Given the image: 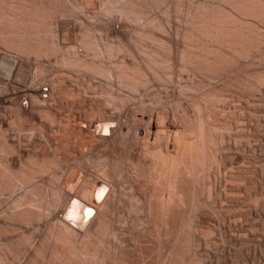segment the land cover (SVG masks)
I'll return each mask as SVG.
<instances>
[{
  "label": "bare ground",
  "instance_id": "1",
  "mask_svg": "<svg viewBox=\"0 0 264 264\" xmlns=\"http://www.w3.org/2000/svg\"><path fill=\"white\" fill-rule=\"evenodd\" d=\"M71 1L72 0H0V45L3 46L4 49L6 48L7 50H10L11 54L14 53L15 55V56H10L11 54L8 55L7 53L0 55V74H1L0 78L1 80H3L4 78L5 82L7 81L13 82L14 81L13 79L15 80L18 79L20 83H18V81L17 82L14 81L18 83V85L21 83L25 85H29V87L27 86L28 87L27 89L24 87L26 89L25 91H22V93L24 92L23 93L24 99L19 100L18 98L20 97H18V95H15L13 99L9 98L11 101L10 104H7L5 107L2 105L4 107V108L2 107L3 111L5 109L6 116L0 117V199L7 194L12 198V200L10 205L6 209L0 211V218H2L5 221L4 226L2 227L0 226V233L3 234L5 233L7 234L8 232L12 233L15 230H17L16 227H19L21 225L35 227L39 223V221L43 219L46 221L47 224L46 235L41 241V244L35 249V252L39 254L43 250V247L46 243L48 245L50 244V251H49L50 258L47 264H105V261L107 262L110 254H108L109 251L105 252V249L102 246L103 238L107 235L114 236L113 230L112 231L109 230L108 227H110L109 224H113L111 221V219L113 218L111 217L112 213L116 209L118 203L120 204L121 203L120 201L123 200L121 199L122 190L119 189L120 187L118 185L123 175L125 176V174L132 173V175H136L141 179V183L145 187L142 188L143 195L141 196L142 197L141 204L142 202L143 203L145 202L144 204H146V208H147L146 210H148L147 222L150 225L151 223H158L159 224L158 227L165 226L166 224H168L170 215L173 214L175 209L183 208V204L185 205L188 204L187 201L189 200L188 199L189 197L187 198V196L189 194L186 195V192L188 193L189 191L190 193V191L194 190V188L197 186V185L195 186V183L196 181L199 182V180H197L199 179L198 178L199 170L204 169V167L205 168L208 167V166L206 167V163H208L206 161L208 155L209 156L211 155L208 154L209 151L207 153V150H209L207 146L213 143L211 134H213L212 132L216 129V127H218L217 126L218 123L216 121L219 120L216 117L218 120L214 122H216L215 125L216 124L217 125L216 127H214L215 129L211 128V126L208 125L209 124L208 122L214 119L210 120V118H212L210 116L212 115L210 111L211 110L216 111L217 109H219V104L217 103L222 98H224L223 93L225 92V89L223 93H222L223 90L221 91L220 88L219 90L211 89L209 93H206L204 91L201 93V96L195 93L201 90L203 83L207 82V80L208 82H210L209 80H212L215 77L217 78L227 74L228 72L230 73L231 68H234L233 69L234 71L236 69L235 67H238L239 64H241L240 59L246 58L247 60L248 59L247 57H251L255 53V51H258L257 54L260 58L261 55L263 57L264 47L262 48V46L260 47V45L264 41V33L260 31L259 26L264 25V0H211L210 3H207L205 1H199L194 9L188 8L186 10L187 13L185 12L188 18L187 27H184L182 30L179 31H177L178 29L176 30L177 31L176 35H181L183 41H185L184 44L187 43L186 41H189L190 46L191 47L194 46V49L184 47L180 49L178 53L175 55V58L177 59V61H179L178 63L180 64L179 68L184 70L183 71L184 74L185 72L186 74H189L187 72L191 71L192 75L193 73H195L198 74L200 77H202L201 79L199 78L200 80L198 82H192L183 85L184 86L183 91L185 92V94L186 92H188V94L192 93L190 96L192 97L193 100H198L199 102L198 105H200L201 107V109L198 108L199 109L198 112L204 110L205 113H209L207 115H209L208 119L210 121H207L208 120L207 117H206L207 120L204 119L203 115L200 116L199 114L196 115V114H192L191 112L188 113L186 109H185L186 111L182 110L179 112L178 110L167 109L168 107L170 108V106H167L166 108L164 107L163 104H161V100H162L161 95H157V97L155 96L152 97L154 98L153 100L146 98V96L148 95V93L152 88L161 90L165 85V83L167 84L168 82H170V84H172L175 81L174 80L175 78H173L172 75L170 76L169 73L171 71L170 68L173 63L172 47L168 44L167 38L164 36L166 34L163 35V33L165 32L167 33V31L165 30V27L162 25V23L156 21L155 19L154 24L152 26L153 30L147 32L143 31L140 33H138L136 30L133 29L130 31L129 28L127 27L126 29L128 30L124 28V30H126V32H124L123 30H121L122 26L120 28L121 31L119 30L103 31L100 30L101 27L99 28V30H96V29H91L90 27L92 26L87 27L85 25L82 29L79 30V32L77 31L78 33L76 32L77 35L75 37H74V33H73V37H71L70 35H72V32H70L69 35L68 34L69 29L68 30L65 29V26L68 25V22H65L67 23L65 25L60 21V19H62V17L64 18V16L67 14L74 15L75 13L77 14L78 12H82L84 11L85 8H87L86 6L82 10L83 7L81 4L84 3L85 0L82 1V3L80 2L81 3L80 5H78V2L76 3V0L75 1L73 0L72 1L73 3ZM107 1H108V3H106L107 5L105 4L106 0L104 2L102 1V3H104L106 6H98L97 9L103 7V9L102 8L101 9L105 10L104 13H107V15L113 13L116 14L119 13L121 16L125 18L127 22L129 21V23L140 21L145 15L146 9L148 8L147 6L149 4L157 7L165 2V0H110V1L107 0ZM182 4L181 1L179 0L175 5V10L180 11V9L183 6ZM101 11L99 9L98 12L99 14L97 15H100ZM76 14L75 16H77ZM70 15L68 16L70 17ZM86 15L88 16V18L91 17L88 14ZM104 15L105 16L103 15L100 16L102 18L98 16L97 17L98 19L100 18V20L101 19L103 20L104 17H106V14ZM81 16L83 17L84 15L81 14ZM95 16L96 15H94V17L91 18L95 19ZM77 18L79 17H76V19ZM108 19H112L111 16L110 18L108 16ZM88 20L86 21L87 23L93 22L92 19L90 21ZM104 20L106 21V19ZM110 21L111 20H108V22ZM126 21L124 25L126 24ZM57 23H59V28L61 27V30L62 29L64 30V33L61 32V35H60V31H57L58 29L57 30L54 29L55 28L54 25ZM101 23L103 24L105 22L100 21V23L97 24H101ZM95 24L93 25L96 26ZM66 28H68V26ZM96 28L98 27L96 26ZM112 28L113 26H111V29ZM154 30L159 31V33L156 34L155 32H153ZM191 42H195V44L192 46ZM190 46L188 45V47ZM41 59L43 60L50 59L52 62L51 64L54 65L53 66L54 69L48 71L41 62ZM126 59L129 61H127ZM30 66H32V69ZM239 75H244L242 76L244 78L239 77L237 79L235 77L237 80L236 82H234V84L239 88L252 91L253 89H255V87L257 88V86L261 87L262 85H264L263 70L262 71L253 70L252 72L249 73L247 72L243 74L241 72L240 74H238V76ZM84 76L99 78L101 85L100 88L102 89V91H100L99 94L100 93L101 95L106 94V99H107L106 104L109 103L110 105L113 106L112 109L113 108L117 109L116 116L106 115L99 117L95 120H91V118L90 120H88L90 116L88 118L86 116L88 121L87 120L85 121L84 117L82 118L84 119L85 123L81 122L82 121L81 117L74 115L76 113L72 114L71 116L68 113L69 117L71 118V121H68L69 118L68 120L67 118L66 119L63 117L61 118L63 113L61 112L62 114L60 115L59 110L62 104L64 103L63 101L67 100L66 98H68V96L75 95L74 90H72L74 92L73 93L69 88V84L70 85L73 84V83L71 84L70 82L78 80L80 77H84ZM163 76L166 78L162 79ZM174 76H177V74L176 75L174 74ZM67 81H69V84H67ZM176 82H178V80ZM177 85L180 84L178 83ZM43 87H47V91L45 92L42 91ZM260 87H258V89ZM236 92L238 93L240 91H236ZM45 93H47V96L43 97V94ZM239 94H241V92ZM79 98L76 99L79 100ZM175 99L176 98H174V100ZM23 100L27 101V106H22L21 102ZM189 100L191 101V99ZM6 101L7 99L5 100V102ZM246 101L247 103H249L248 101H250V99L249 100L246 99ZM186 107L188 108L189 106H187L186 104ZM83 108L85 109V107ZM254 108H252V110L255 111L256 108L255 109ZM68 110L70 111V107ZM98 110L96 109V111ZM189 110H191V108ZM217 112L219 113V111ZM256 117L257 116H255L254 119H256ZM92 119H94V117H92ZM122 119L125 120L124 122L125 128L121 127ZM224 119L225 116L223 120ZM227 119L226 121H228ZM42 120H45L47 124L49 123L54 125L55 123V125L57 124L56 126L58 127L61 126L64 129L63 131L66 130V133L68 132L73 136L79 138L80 140L77 139V142L78 141L81 142L82 143L81 145L85 144L86 146L87 144V148L89 145L93 147L95 144H99V143L101 144L105 142H108L110 144L114 143L115 146L116 144L119 145L120 143L122 145H125L123 144V142L127 143L130 140L129 142L132 143L131 146L129 147L130 149L128 148L130 153L125 158V164L123 163L125 168L123 169L122 167H120L119 164H113L111 161L108 162L107 160L108 158L106 159L105 158L106 156H104V154L101 153L104 156V160L102 159L100 162H95L93 160L95 162L94 175L88 177L87 172L90 170L89 169L87 170V172H84L87 177L86 178L83 177V179H81L79 175L80 171L79 172L76 171L77 169H75V167L73 166L70 167L68 165V162H70L68 161L69 159L67 160L62 155L60 156L62 157L60 159L58 158L59 156L57 153L56 154L58 157H54V155L53 157L52 156L48 157L45 155H35L30 153L31 149L25 155L21 152L23 150L20 149L21 146H19L20 145L19 143H16V145L15 144L12 145V143L10 142V137H12L11 132L14 133L12 135H15V137L18 136L19 138H22L23 137L22 135H24L23 139L28 138V141L27 139L25 141H27V143L30 142V144L32 142L31 136L34 130L35 133L36 131H38L39 133L38 135H40L41 137H43L44 134L45 135L50 134L47 132L46 133L43 132V130L41 129L42 128L41 123L39 124V126H37L38 125L37 121H42ZM25 121L32 122V124L30 125L31 128H24ZM223 123L224 122H222V124ZM53 125H49V126H53ZM83 125L84 127H82ZM226 125L227 122L225 124V127ZM221 127L223 126H220L219 128ZM209 128L213 130L211 131L209 130ZM45 129L46 127L44 126V130ZM210 131L211 134H208V132ZM58 132H60L59 129ZM58 132L56 133L58 134ZM115 134H118L117 136L118 138L115 136ZM50 135H52V133ZM60 136L58 137L60 138ZM39 137L38 140L40 139ZM69 137L70 136H68V138ZM60 139H62V137ZM70 139L74 140L76 138L72 137ZM217 139L220 140V138ZM222 139L223 138L221 137V140ZM40 141L41 143L43 142V140ZM20 143L22 144V142ZM215 143L217 145V142ZM218 143L219 145L222 144L220 142ZM69 146H70V142H69ZM79 146H73V148L74 147L78 148ZM91 146L89 147L91 148ZM32 147L30 146V148ZM70 147L72 148V146ZM121 147L119 146L120 149L124 150L125 147L124 146ZM36 148L37 147L33 148L32 150L35 151ZM55 148L52 149L54 150ZM84 149H86V147ZM84 149L82 150L84 151ZM216 150L217 149H215V151ZM83 151L81 152L83 153ZM88 151L89 148L86 152ZM60 152L62 153V151ZM118 152L121 153V151ZM67 154L69 153L67 152ZM79 154L81 153L79 152ZM24 155L26 157H24ZM70 155H72V153ZM121 155L123 156V154ZM97 156L98 155H96V157ZM113 158H115V156ZM116 158L118 159L117 156ZM119 160L121 163L123 162L121 161V156ZM84 162H86V160ZM79 166L77 167L79 168ZM85 168L87 169V167ZM61 169L63 170L62 172ZM78 170L82 171V169H78ZM206 174L208 173H205V175ZM42 175L49 176V181H50L49 184L51 183L54 184V182L58 183L59 182L58 180L63 178L64 182L63 184L61 183V185L63 186L62 187L61 186L53 187L52 185L46 186L43 185L42 182L35 180L36 177L38 176L41 177ZM70 178H73V181L70 182L69 181ZM123 180L126 179L123 178ZM100 185H104L108 189L105 196H104L105 190L104 188H99ZM54 186L56 185L54 184ZM192 194H194L193 191ZM103 196L104 198L101 201V203L94 202V201H98ZM140 199L141 198H139V200ZM139 200H137L138 203H140ZM129 201L132 202L133 200L131 199ZM204 203L206 204V202ZM84 205H87L92 209H84ZM195 205L196 203L193 202V200H191V202L189 201L188 204L189 207L187 208L194 209ZM133 207L134 206H131V208ZM57 208H58V212L55 213V210H57ZM52 210H54L53 211L54 213H51ZM93 211H95L94 214ZM183 215L185 216V214H182V216ZM188 216L190 217L191 215L189 214ZM189 217L188 218L185 217L186 219L185 218L183 219H185L187 223L189 222L191 223L192 219L190 221ZM174 220L175 219H173V221ZM137 221L138 219L136 220V222ZM7 222H11V223H7ZM180 222L182 223V221ZM184 223L181 225H186V223L185 224ZM144 224L143 226L145 227L146 225ZM174 225H176V223ZM158 231L160 232L159 229ZM109 236H108V240H109ZM28 238L29 236L20 234V237L18 239L15 240L7 239L6 240L7 243L3 245V247H0V264H13L11 262L7 263L6 261H4L5 254L14 252L17 248L18 243H20L21 241L25 242L26 240H28ZM162 238L163 237H161L160 240H162ZM155 240L156 239L154 238V241ZM108 244L106 243V245L105 244L104 245L109 247ZM124 246H122L121 248H123ZM106 249L108 250V248ZM172 249L171 252L168 250L169 251L168 253L171 254V255L169 254L170 256L169 263L178 264L179 260L177 262V256H176L178 254L175 255L174 253L175 251L172 252ZM185 249H187V247H184V250ZM188 249L185 252L182 250L183 253L187 254L186 252H188ZM180 251L181 250H179V256L182 254L180 253ZM106 253L108 255H106ZM106 256L107 258H105ZM184 256H181V258L188 259L186 258L187 255ZM167 257H165V259ZM178 259H180V257ZM156 260L157 258L155 259V261ZM162 260L163 257L158 262V264H163L164 261L162 262ZM145 263L143 262V264ZM183 263L184 262H182V264ZM186 264H188V262H186Z\"/></svg>",
  "mask_w": 264,
  "mask_h": 264
},
{
  "label": "rangeland",
  "instance_id": "2",
  "mask_svg": "<svg viewBox=\"0 0 264 264\" xmlns=\"http://www.w3.org/2000/svg\"><path fill=\"white\" fill-rule=\"evenodd\" d=\"M82 1H84V0H79V1L76 0V3L78 2V5H80L82 3ZM85 1L89 5H87ZM85 1H84V3L81 4L83 7L82 10L84 9V7L87 6V8H85L84 11L78 12L77 14L75 13L77 16H75V14L74 15L73 14L72 15L67 14L64 16V18L62 17V19H60V21L62 23H64L65 25L67 24L65 22H68V25L65 26V29L70 30V31L68 30L69 35H70V32H72V35H70L71 37H73V33H74V37H75L77 35V33L79 32V30L82 29L85 25L87 27L92 26L90 28L96 29V30H99V28L101 27L100 30H103V31H107V30H113V31L119 30V31H121V30H123L124 32H126V30H128V29H126V27H127V28H129L130 31L133 29V30H136L138 33H140L143 31L147 32V31L153 30L152 26L154 24L155 19H156V21L162 23V25L165 27V30L167 31V33L165 32V33H163V35L166 34L164 36L167 38L168 44L172 47V62L173 63H172V66L170 68L171 71L169 73H170V76L172 75V77L175 78L174 79L175 81L172 84H170V82H168L167 84L165 83V85L163 86V88L161 90H157L156 88H152L150 90V92L148 93V95L146 96V98L153 100L154 98H152V97H154V96L157 97V95H161V99H162L161 104H163L164 107H166V108H167V106H170V108L168 107L167 109L178 110V112L182 111V110H184V111L187 110L188 113L191 112L192 114H196V115L199 114L200 116L203 115L204 119H206V117H207V119L209 118L208 117L209 115H207L209 113H205L204 110H201V112H198L199 111L198 108L201 109V107H200V105H198V103H199L198 100H193L192 97L190 96L192 93L188 94V92H186V94H185V92L183 91V89H184L183 85H186L187 83L198 82L202 77H200L198 74H195V73H193V75H192L191 71L187 72L189 74H186V72L184 74V72H183L184 70L179 68L180 64L178 63L179 61H177V59L175 58V55L178 53V51L180 49H182L184 47L194 49L193 45L195 44V42H191V45L193 47L190 46L189 41H186L187 43H185L186 44L185 45L184 44L185 41H183V38L181 37V35H176L177 31L182 30L184 27H187V19L188 18L186 16V13H187L186 10L188 8L194 9L199 1H205L207 3H210L211 0H180L181 4L183 3L182 4L183 6L180 9V11L175 10V5L179 0H165V2L163 4H161L160 6H157V7L149 4L147 6L148 8L146 9V12H145V15L143 16V18L140 21L133 22V23H129V21L127 22L125 20V18L123 16H121L119 13H117V14L113 13V14L107 15V13H104L105 10H102L103 7L99 8L100 11L101 10L102 11H101L100 15H97V14H99L98 13L99 9H97L98 6H106L107 5L106 3H108L107 0L105 2L106 5L104 3H102V1L104 2L105 0H102V1L101 0H94V1L93 0H85ZM93 3L95 6L93 5ZM91 5H93V6H91ZM92 7H93V9H92ZM94 12H96V13H94ZM81 14L84 16L82 17ZM86 14H88L91 17H94V15H96L95 19L97 16L98 17H100L102 15L105 16L104 14H106L107 18L104 17V19H106V21H105L104 19L100 20V18H102V17H100L99 19L97 17V19H96L97 22H96V20L94 18L89 17L90 18L89 19ZM114 14H116V15H114ZM68 15H70V17ZM112 15H114V16H112ZM71 16H72V18H71ZM108 16H109V18L111 16L112 19H108ZM76 17H79V18L76 19ZM66 18H68V19H66ZM80 18H83V19H80ZM91 19L93 22H89V23L86 22L87 20L90 21ZM99 20L101 22L103 21L105 23L97 24V23H100ZM108 20H111V21L108 22ZM125 21H126V24L124 25ZM72 22H74V23H72ZM93 24H95L98 28H96V26H94ZM55 25H54V27H55L54 29L55 30L58 29L57 31H60V35H61V32L64 33V30L62 29L63 30L62 31L61 27L59 28V23H57ZM98 25H100V26H98ZM67 26H68V28H66ZM111 26H113L112 29H111ZM121 26L123 29L121 28ZM123 26H125V27H123ZM259 27H260V31H262V33H264V25H261ZM71 28L74 32L71 30ZM120 28H121V30H120ZM124 28L126 30H124ZM153 32H155L156 34L159 33V31H157V30H154ZM175 36H177V37H175ZM112 41H114V40H112ZM188 42H189V44H188ZM263 43H264V41L260 45V47L262 46V48L264 47ZM188 45L190 47H188ZM9 51L10 50H7L6 48L4 49L3 46L0 47V55H3L4 53L5 54L7 53L8 55H10L11 51L10 52ZM257 52L258 51H255L254 54L252 53L253 55L251 57H247L248 58L247 60H246V58L240 59L242 66H241V64H239L238 67H240V68L235 67L236 69L238 68L237 70L235 69L233 71L234 68H231L230 73L228 72L227 74L222 75L220 77H217V78L215 77V78H213L214 80L213 79L209 80L210 82H208V80H207V82H205L206 81L205 80L204 81L205 83H203L201 90H199V91H197V93H195V94L201 96V93L204 91L206 93H209V91H211V89H218L219 90V88H220L221 91L223 90L222 91V93H223L224 89H225V92H224L225 94L223 93L224 98H222L219 101L221 103V105L219 102L217 103V104H219V109H217L216 111L215 110L210 111V113L212 114V115H210L212 117V118H210V120H212V119H214V120L210 121L209 119L208 120L206 119L207 121L212 122V123L208 122L209 123L208 125L211 126V128L216 127L217 124L215 125V123L216 122L218 123V125H217L218 127H216V129H218V130H216L214 128L216 131L214 130L212 132L213 134L215 132V134H214L215 136L213 134H211V131L213 129L211 130L209 128V130H211V131L208 132V134H211L212 142H213V143L211 142L212 144L210 143L211 145L207 146L209 149V150H207V153L209 151L208 154L211 155V156H209L207 154L208 157H207L206 162H208V163H206V167L207 166L208 167L207 168L204 167V169H200L198 172V178L199 179H197V180H199V182L196 181V183H195V186L197 185L194 188L195 192H194V190H192L195 195L192 194V191H190V193H189V191H188V193L186 192V195L191 194L190 195L191 199H190L189 195L187 196V198L189 197L188 198L189 200L187 201V203L189 204V201L191 202V200H193V202L196 203L195 208L190 209V208H187V207H189L188 204L187 205L183 204V208L175 209L173 214L170 215L169 222H168V224L165 225L167 227H165V226H162V227L159 226L158 227V225H159L158 223H151V225H150L147 222V215H148L147 211L148 210H146L147 209L146 204H144L145 202L144 203L142 202L143 206L141 204V201H142L141 196L143 195V189L142 188H145L143 186V184L141 183V179L139 177H137L136 175H132V173H128L129 175L125 174L126 177L123 175L122 179H120V181L118 183V185L120 187L119 189L123 191V192L121 191V196L123 197V198L121 197V199H123V200L120 201L121 202L120 204L118 203V205L116 206V209L112 213L111 217H113V218L111 219V221L114 225L109 224L110 227H108L109 230H111V231L113 230L114 236L111 235L112 236V238H111V236L107 235L103 238L102 246L105 249V252L109 251L108 254H110L108 260L106 259L107 262L104 260L105 264L106 263H108V264H132V263L141 264L142 263L143 264V262L145 263V261H146L145 264H148V263L149 264H158V262L162 259V257H163L162 262L164 261L163 264H168L169 263V257H170L169 256L170 253H168V252L169 251L171 252L172 248H173L172 252L175 251L174 252L175 255L178 254V255H176L177 256V262L179 260L178 264H180V262H181V264H182V262H184L183 264H186V262H188V264H193V263H195V264H264V94H263L264 93V85H262L261 87L257 86V88L255 87V89H253L252 91L245 89L249 93L248 94L243 88H239L238 86H236L234 84V82H236V80L239 77L244 78L242 76H244L245 74L238 76V74H240L241 72L243 74V73H247V72L248 73L252 72L253 70H260V71L263 70L264 71V61H263L264 60L263 59L264 54H263V57L261 55V58H260L258 56ZM10 56H15V55L13 53ZM257 56H258V58H257ZM48 60L41 59V62L43 63L44 67L48 71L49 70L51 71L52 69H54L53 68L54 65L51 64L52 62L50 59H48ZM259 60H261V61H259ZM127 61H129V60H127ZM248 61H249V63H248ZM243 62H245L246 64ZM248 65H251V66H248ZM30 67L32 69V66H30ZM242 69H243V71H242ZM178 70H180V71H178ZM174 74L175 75L177 74L178 77L174 76ZM184 75H185V77H184ZM197 75H198V77H197ZM48 76H49V74H48ZM72 76H74V75H72ZM0 77H1V74H0ZM165 78L166 77H164V76L162 77V79H165ZM70 79H73V78H70ZM70 79H68V80H70ZM0 80H1V78H0ZM13 80L16 82L18 81V79L17 80L13 79ZM177 80H178V82H176ZM228 80H229V83H228ZM14 81L13 82L7 81L8 82L7 83L4 81V78H3V80L0 81V82H2V83H0V96H1L0 97V102H1L0 103V117L6 116L5 115V109L3 111L2 107L3 106L5 107L7 104H10L11 103L10 99L11 98L13 99V97L15 95H18V97H20V98H18L19 100L24 99V96H23L24 92L22 93V91H25L29 87V85H25L23 83L18 85V83H20V82L18 81V83H16ZM211 81H212V83H211ZM70 83L71 84L73 83V84L70 85L69 81H67V84H69V88L71 89V91L74 90L75 93L73 91L72 92L75 94L74 95L75 97L74 96H68V98L70 97L69 98L70 101L68 98H66L67 100L63 101L64 103L62 104V106L60 108L61 111L59 110L60 115L63 113L61 118L62 117L65 119L67 118V120L69 118L68 121H71V118L69 117V115L71 116L72 114L76 113L74 115L81 117V120H82L81 122H84V119L86 121L89 116L90 117L88 120H90V118H91V120H95L99 117L106 116V115L116 116L117 109H115V108L112 109L113 106L110 105L109 103L106 104V101H107L106 94H102V95H101V93L99 94V92L102 91V89L100 88L101 85H100L99 78H92L90 76H84V77H80L78 80H75L73 82L71 81ZM176 83L177 84L179 83L180 85H177ZM226 85H229L231 87L226 86ZM178 86H181V87H178ZM258 87H260V88L258 89ZM233 88H235V89H233ZM96 89H98V90H96ZM162 90H163V92H162ZM235 90L240 91L241 94H239L240 92L237 93ZM242 90H243V92H242ZM256 90H258V91H256ZM42 91H44V92L47 91V87H43ZM76 91H77V93H76ZM244 91H245V93H244ZM20 93H22V94H20ZM242 94H244V95H242ZM46 96H47V93L43 94V97H46ZM174 96H177V97H174ZM170 97L173 99H171ZM73 98H75V99H73ZM76 98L77 99L79 98V100H81V101L84 100V101L81 102V101L77 100ZM174 98H176V99L174 100ZM188 98L191 99V101ZM245 98L247 100L250 99V101H248L249 103H247ZM6 99H7V101L5 102ZM227 99H228V101H227ZM75 100H77V101H75ZM230 100H233L234 102L230 101ZM257 100H259V101H257ZM163 101H165V102H163ZM68 102L71 105H69ZM190 103L193 105H191ZM21 104H22V106H27V101L23 100L21 102ZM186 104H187V106H189L191 108V110H189L190 109L189 107L188 108L186 107ZM256 104L259 106H257ZM80 105H82V106H80ZM183 105H185V106H183ZM226 106L228 107L229 110L227 109ZM69 107H70V111L68 110ZM81 107H82V109H81ZM83 107H85V109ZM86 107H88V108H86ZM93 108H95V109H93ZM252 108H254L256 112L254 110H252ZM96 109L97 110L99 109V110L96 111ZM217 111H219V113ZM3 112H4V114H3ZM247 112H249V113H247ZM66 113H67V115L69 113V115L67 116ZM128 113H130V112H128ZM221 115H222V117H221ZM86 116H87V118H86ZM224 116H225V119L223 120ZM255 116H257L256 119H254ZM83 117H84V119H82ZM92 117H94V119H92ZM226 119L228 121H226ZM249 119H251V120H249ZM216 120H218V121H216ZM214 121H216V122H214ZM121 122H122L121 127L125 128V124H124L125 120L122 119ZM222 122H224V123L222 124ZM226 122H227V125L225 127ZM40 123H41V127H42L41 129L43 130V132L44 133L47 132L50 134L52 133V135H50V134L45 135L44 134V136L41 137L40 135H38L39 134L38 131H36V133H35V130H34L32 136H31L32 142L30 144V142L27 143L28 138L23 139L24 135H22L23 137L20 136L22 138H19L18 136L15 137V135H12L14 133L11 132L12 137H10V142L12 143V145H14V144L16 145V143H19L20 145L19 144L18 145L23 148L22 149L20 147V149L23 150L21 152L25 155L27 154V152H29L30 149L32 151V152L30 151V153L35 154V155H45L48 157H51V156L53 157V155H54V157L59 156L58 157L59 159L62 158V157H60L62 155L67 160L69 159L68 161H70L71 163L68 162V165L70 167L73 166V167H75V169H77L76 171H78V172L80 171L79 175H80L81 179H83V177H85V178L87 177L84 172H87V170H89V169L90 170L87 172L88 177L93 176L95 173L94 163L100 162L102 159L104 160V156H106L105 157L106 159L108 158L107 159L108 162L111 161L113 164H119L120 167H122L123 169L125 168V166H124L125 158L127 157V155H129V153H130L129 147L132 144L131 142H129L130 140L127 143L123 142V144H125V145H122L120 143L119 145L116 144V146H115L114 143L110 144L108 142L101 143L102 145L100 143L95 144L93 146L94 148L91 145H89V146H91V148L88 146L89 151L86 152L88 150L87 144H86V146H85V144H83L84 145L83 146V145H81L82 144L81 142L78 141L79 142L78 143L77 139L78 140H80V139L73 136L72 134H70L68 132H67L68 133L67 134L66 130L63 131L64 129L61 126L58 127V126H56L57 124L55 125V123H54V125L48 123L49 125H53L54 127L49 126L45 120L37 121V124H38L37 126H39ZM219 123H220V126H223V127L219 128L220 127ZM31 124H32V122L25 121L24 122V125H25L24 128H31L30 127ZM213 125H215V126H213ZM44 126L46 127L45 130H44ZM47 126H49V127H47ZM50 127H53V128H50ZM55 127H57L60 132H58V129ZM82 127H84V125ZM47 128H49L51 130H49ZM53 129L56 131H54ZM56 132H58V134ZM35 134H36V136H35ZM51 136H53V137H51ZM56 136L57 137L60 136V138L62 137V139H60L59 137L57 138ZM63 136H64V138H63ZM68 136H70V137L68 138ZM115 136L117 137L118 134H115ZM220 136L223 138L222 140H221ZM38 137L40 138L39 140H38ZM50 137L53 139H51ZM54 137H55L56 141L54 140ZM72 137L76 138V139L71 140L70 138H72ZM46 138H47V140H46ZM217 138H220V140ZM26 139H27V141H25ZM22 140H24V141H22ZM40 140H43L44 143L43 142L41 143ZM53 140L57 143H55ZM47 141H48V143H47ZM20 142H22V144ZM37 142H38V144H37ZM69 142H70V146H72V148L69 146ZM215 142H217V145ZM218 142H220L222 144L219 145ZM59 143H61L62 145ZM77 143H78V145H77ZM42 144H43V146H42ZM127 144H129V145H127ZM24 145H26L28 148ZM30 146L31 147L33 146V147L30 148ZM34 146L37 147L35 149V151L32 150L33 148H35ZM73 146H79L81 149L79 147L73 148ZM112 146H114V147H112ZM119 146L120 147L124 146L125 147L124 150L120 149ZM83 147L84 148L86 147V149H84ZM52 148H55L56 150L55 149L53 150ZM75 148H77V149H75ZM121 148H123V147H121ZM78 149H79V151H78ZM82 149H84V151ZM114 149H115L116 153L114 152ZM116 149H117V151H116ZM215 149H217V150L215 151ZM212 150H214L215 152ZM60 151H62V153ZM81 151H83L84 155ZM118 151H121V153ZM122 151H124L125 153ZM58 152H60V153H58ZM67 152L69 154H67ZM79 152L81 154H79ZM92 152H95L96 154L92 153ZM106 152L107 153L109 152V153L107 154ZM56 153L58 154V156ZM71 153H72V155H70ZM89 153H92L94 155L89 154ZM99 153L100 154L103 153L104 156H103V154L100 155ZM121 154H123V156ZM25 155H24V157H26ZM73 155L76 157H78V155H79V157L76 158ZM96 155H98V156L96 157ZM99 155H100V157H99ZM119 155L121 156V161H123L122 163L119 160L120 159ZM114 156H115V158H113ZM116 156L118 157V159L116 158ZM212 157H214V158H212ZM81 158H82V160H81ZM97 159H99V160H97ZM211 159H213L214 161ZM85 160H86V162H84ZM90 160H91V163H90ZM114 162H116V163H114ZM76 165L77 166L80 165L79 168ZM80 167H82V168H80ZM85 167H87V169ZM78 169H82V171L78 170ZM207 169H208V171H207ZM67 170H68V168H67ZM62 171L63 170L61 169V172ZM205 173H208V174L205 175ZM123 178L126 180H123ZM35 180L42 182L43 185H46V186L52 185L53 187H60V186L62 187L63 185H61V183L63 184V182H64V179L62 178V179L58 180L60 182V185H59L58 181H57L58 183L54 182V184L56 186H54L53 183L49 184L50 183L49 176H47V175H42L41 177L38 176L35 178ZM69 181L70 182L73 181V178H70ZM204 181H207V182H204ZM137 182L139 184H141L142 187ZM121 185H123V186H121ZM122 187H123V189H122ZM129 192H131V193H129ZM136 192H138V193H136ZM136 195H138V196H136ZM134 196H136V197H134ZM139 198H141V199L139 200ZM131 199L134 202L129 201ZM196 199H197V201H196ZM11 200H12V198L9 195H7V194L4 195L0 199V211L6 209L10 205ZM137 200H139L140 203H138ZM125 201H127V202H125ZM204 202H206V204ZM137 203H138V205H137ZM203 203L205 206L203 205ZM130 205L134 206V207L131 208ZM54 210H52L51 213H54L53 212ZM194 210H195V212H194ZM189 211H190V213H189ZM57 212H58V208H57V210H55V213H57ZM115 212L118 214H116ZM182 214H185V216L184 215L182 216ZM189 214L192 217L191 216L189 217L188 216ZM186 215L190 218L189 219L190 221L192 219L191 223L189 221H188L189 223L186 222L185 219L188 218ZM141 218H142V220H141ZM183 218H185V219H183ZM137 219H138V221L136 222ZM173 219H175V220L173 221ZM180 221H182V223ZM135 222H136V224H135ZM144 222H145V224H144ZM174 222L176 223V225H174L175 224ZM184 222L186 223L187 226L181 225ZM7 223H11V222H7ZM4 224H5V221L2 218H0V226L2 227V226H4ZM143 224L146 225L145 226L146 228L143 226ZM188 224H189V226H188ZM168 225H170V226H168ZM171 225H172V227H171ZM46 226H47L46 221L42 219L41 221H39V223L35 227L21 225L19 227H16L17 230H15L12 233L11 232H8L7 234L6 233L5 234L0 233V247H3V245H5L7 243V241H6L7 239H12V240L18 239L20 237V234H24V235L29 236L28 240H26L25 242L21 241L20 243H18L17 248L14 252L5 254L4 261H6L7 263L11 262L13 264H47L49 261V258H50V256H49L50 244L48 245L46 243L43 247V250L39 254H37L35 252V249L41 244V241L43 240V238L46 235ZM154 226H155V229H154ZM132 228H134V229H132ZM144 228H145V230H144ZM178 228H180L181 231ZM184 228H185V230H184ZM151 229H153V230H151ZM158 229L160 230V232L158 231ZM139 230H141V231H139ZM166 230H168V231H166ZM152 231H154L155 233ZM156 231H157V234H156ZM179 231H180V233H179ZM163 233H165V234H163ZM134 235H137V236H134ZM108 236H109V240L111 238L110 242L108 240ZM154 236H157L158 238L154 237ZM186 236H187V238H186ZM146 237H147V239H146ZM153 237L156 239L155 241H154ZM161 237H163L162 240H160ZM136 238H137V240H136ZM142 238H143V241H142ZM112 239L113 240L117 239V240L113 241ZM170 240H171V242H170ZM181 241H182V244H181ZM150 242H151V244H150ZM106 243L107 244L109 243L108 244L109 247L105 246ZM121 244H123V245H121ZM137 244H140V245H137ZM183 244H184V246H183ZM110 245H112V246H110ZM177 245H179V246H177ZM122 246H124V247L121 248ZM111 247H112V249H111ZM184 247H187V249L189 248L188 252H186L187 254L183 253V251L184 252L187 251V249L184 250ZM106 248H108V250ZM156 248H157V250H156ZM177 248H178V250H177ZM159 249H161V250H159ZM179 250H181L180 253H182L180 256H179ZM189 250H190V252H189ZM150 253H151V255H150ZM108 254L106 253V255H108ZM146 254L147 255L149 254L152 257H150L149 255L147 256ZM188 254H189V256H188ZM145 255H146V257H145ZM184 255H187L186 258H188V259L183 258L184 259V261H183L181 256H184ZM178 256L180 257V259H178L179 258ZM165 257H167L168 260H167V258L165 259ZM105 258H107V256ZM156 258H157V260L155 261ZM146 259L147 260L149 259V260L147 261ZM191 260H192V262H191ZM111 262H113V263H111Z\"/></svg>",
  "mask_w": 264,
  "mask_h": 264
}]
</instances>
